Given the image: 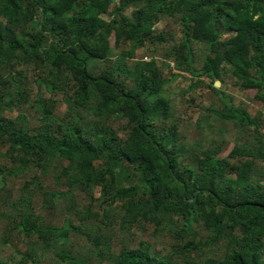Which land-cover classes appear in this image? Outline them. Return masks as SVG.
Wrapping results in <instances>:
<instances>
[{
  "label": "trees",
  "instance_id": "obj_1",
  "mask_svg": "<svg viewBox=\"0 0 264 264\" xmlns=\"http://www.w3.org/2000/svg\"><path fill=\"white\" fill-rule=\"evenodd\" d=\"M167 18L179 38L155 28ZM111 34L114 47L127 45L122 62L96 74L93 63L110 60ZM193 43L204 46L199 58ZM148 45L162 49L160 64L127 62ZM170 63L172 77L208 78L222 103L214 113L249 137L223 156L212 141L188 147L163 95ZM226 76L264 102V0H0V155L9 160L0 162V192L9 175L21 182L20 206L0 209V264H264V125L214 85ZM48 170L53 188L43 181ZM73 189L87 193L84 213L72 200L60 224L35 211V192L42 209ZM111 205L119 228L150 224L170 232L169 248L140 241L112 251L99 225ZM70 231L92 249L55 242ZM11 239L24 249L5 254ZM206 247L218 253L203 257Z\"/></svg>",
  "mask_w": 264,
  "mask_h": 264
},
{
  "label": "rangeland",
  "instance_id": "obj_2",
  "mask_svg": "<svg viewBox=\"0 0 264 264\" xmlns=\"http://www.w3.org/2000/svg\"><path fill=\"white\" fill-rule=\"evenodd\" d=\"M155 28L166 30L175 38H179L180 32L178 25L171 20V18L160 20L155 25ZM110 44L112 48L109 53L110 60L106 62H94L93 66L90 68L92 72L96 74L99 73L100 68L106 66L110 61L114 64H121V51L127 47V45L124 44L117 48L114 47L113 34L110 35ZM203 47L202 44L193 43L196 56L203 53ZM134 53L135 54L132 58H128V63H131L134 59L141 58L143 60L148 59L151 56L155 57L157 63H161V48H159V50H152L151 46L148 45L145 48H136ZM169 68H171L172 72H177V70L173 68L172 63H170V67L162 66L161 71L165 78L162 85L163 95L171 102L173 114L170 120L177 121L179 136L188 147L206 146L212 141L214 145L220 144L222 149L218 153V156H223L227 154L234 144L241 143L244 141L245 137H249L251 131L235 126L231 121L223 120L220 116L214 113L213 110H218L222 106V103L217 99L216 93L208 87V78L202 76L199 78L201 81H195L190 78V75L187 72H181L182 74L177 77H172ZM27 84L31 91V96H33L35 84L29 75H27ZM217 87L221 89L226 100H229L233 106L244 108L251 116L259 114V122L261 125H264V102L255 97L256 91L254 88H241L234 83L229 76H226L222 82L219 81ZM53 98L56 100V112L61 114L64 112L66 105L64 98L60 92L53 95ZM4 149L5 148L0 145V153L3 152ZM0 162H5L8 165L9 160L0 155ZM52 174L53 173L48 170L43 181L45 185L53 188L54 179L52 178ZM19 177L20 176L10 175L6 177L7 182L5 189H2L0 192V209L4 208L7 214L14 212L16 206H20V203H18V196L21 191ZM63 188L65 189V187ZM63 191H65L63 197H54V206L52 208L42 207V209L40 207L42 204L41 196L39 192H35L32 199L33 206L35 211L41 213L46 221H53L54 224H60L62 222V214L67 211L65 206L70 200L76 204V208L80 210V213H84L82 204H85L88 201L87 193L85 194V192L78 189H73L72 192L66 190ZM24 192H26V190H24ZM38 209H40V211ZM90 211L101 212L97 202H91ZM118 213L119 208L115 207V205H111L109 206L106 215L103 216L102 220L99 222L100 230L102 234L109 239L108 243H110L112 251H117L123 244L136 245L140 241L147 243L150 248H154L161 252L169 248L173 241L170 232H155L150 224H142L141 226L132 227L130 230H123L118 227ZM70 215L72 218L77 217L73 212H70ZM2 219L3 218H1V220ZM92 220V218H89V221ZM195 230L197 231V237H205L206 232L201 226H197ZM197 237L196 239H198ZM55 242L57 244L71 243L73 247L85 252L92 249L85 236L83 234L75 233L74 231L69 232L67 239L57 238ZM11 246H15L17 249H24L25 244L22 241L11 239L9 244L3 246L5 254H11ZM204 250L205 252L202 253L203 257L218 253V251L214 253V249H212L213 251H208L209 247H206ZM48 256L49 254L45 255V257Z\"/></svg>",
  "mask_w": 264,
  "mask_h": 264
},
{
  "label": "water",
  "instance_id": "obj_3",
  "mask_svg": "<svg viewBox=\"0 0 264 264\" xmlns=\"http://www.w3.org/2000/svg\"><path fill=\"white\" fill-rule=\"evenodd\" d=\"M219 84V81L218 80H215L214 81V85L217 86Z\"/></svg>",
  "mask_w": 264,
  "mask_h": 264
}]
</instances>
